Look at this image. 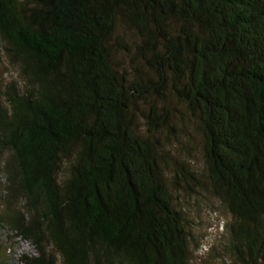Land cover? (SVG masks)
Here are the masks:
<instances>
[{"label":"trees","instance_id":"16d2710c","mask_svg":"<svg viewBox=\"0 0 264 264\" xmlns=\"http://www.w3.org/2000/svg\"><path fill=\"white\" fill-rule=\"evenodd\" d=\"M5 57L20 264H190L209 202L234 261L264 264V0H0Z\"/></svg>","mask_w":264,"mask_h":264},{"label":"rangeland","instance_id":"374dc122","mask_svg":"<svg viewBox=\"0 0 264 264\" xmlns=\"http://www.w3.org/2000/svg\"><path fill=\"white\" fill-rule=\"evenodd\" d=\"M18 77L16 67L10 65L6 57L0 62V87L4 90L6 83ZM0 99L4 100L2 93ZM199 155H197V159ZM196 160V158H195ZM3 180V179H2ZM4 181V180H3ZM3 186V183H0ZM2 189L0 188V193ZM194 232L196 241L192 246L190 264H237L226 249V225L231 220L229 213L217 202L194 205ZM0 249L7 264H20L19 258L24 253L34 251L29 242L22 241L11 233L0 234Z\"/></svg>","mask_w":264,"mask_h":264}]
</instances>
